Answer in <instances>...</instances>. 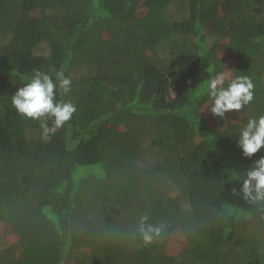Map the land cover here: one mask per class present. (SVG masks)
Instances as JSON below:
<instances>
[{
  "label": "trees",
  "instance_id": "16d2710c",
  "mask_svg": "<svg viewBox=\"0 0 264 264\" xmlns=\"http://www.w3.org/2000/svg\"><path fill=\"white\" fill-rule=\"evenodd\" d=\"M137 1L0 0V264H264V207L230 179L264 155L236 143L264 115V0ZM61 68L77 110L46 140L11 97ZM217 73L254 83L227 126Z\"/></svg>",
  "mask_w": 264,
  "mask_h": 264
},
{
  "label": "clouds",
  "instance_id": "9594fccd",
  "mask_svg": "<svg viewBox=\"0 0 264 264\" xmlns=\"http://www.w3.org/2000/svg\"><path fill=\"white\" fill-rule=\"evenodd\" d=\"M71 89V80L65 76L61 68L53 75L36 71L23 86L19 87L11 97V104L21 116L41 121L44 139H49L73 117L76 106L71 102L57 99L62 90L67 94ZM204 94L207 96V109L213 116L224 118L230 111L240 112L254 99V83L248 76L230 78L226 73H217L206 80ZM50 120L49 125L46 121ZM237 146L242 155L252 158L264 148V115L250 117L239 128L236 137ZM230 179L242 181L239 189L233 193L253 205L264 207V155L256 158L246 171H231ZM162 226L147 223L142 217L139 234L145 246L161 234Z\"/></svg>",
  "mask_w": 264,
  "mask_h": 264
},
{
  "label": "rangeland",
  "instance_id": "374dc122",
  "mask_svg": "<svg viewBox=\"0 0 264 264\" xmlns=\"http://www.w3.org/2000/svg\"><path fill=\"white\" fill-rule=\"evenodd\" d=\"M137 2H138V4H139V7H140V8H143V7H142L143 2H142L141 0H139V1H137ZM221 52L224 53V51H220V53H221ZM222 53H221V54H222ZM229 61H230V59H229L227 62H229ZM235 112H236V111H230V112H228V113L225 114V120L223 121V125H224V126H227V124L230 123V121L232 120V116H233V114H235ZM212 120H213V119H212ZM3 231H4V229L0 228V234H1V232H3ZM7 240H8L9 242H12V241H14V237H13V236H8ZM183 247H184L183 245H179V242H178L177 240H174V237H173V239L170 240L169 248H170V251H171V252H176V251H178V250H181Z\"/></svg>",
  "mask_w": 264,
  "mask_h": 264
}]
</instances>
